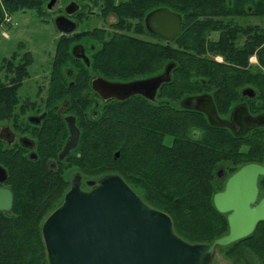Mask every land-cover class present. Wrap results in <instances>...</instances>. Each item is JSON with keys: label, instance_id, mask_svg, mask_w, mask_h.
I'll list each match as a JSON object with an SVG mask.
<instances>
[{"label": "flooded vegetation", "instance_id": "obj_1", "mask_svg": "<svg viewBox=\"0 0 264 264\" xmlns=\"http://www.w3.org/2000/svg\"><path fill=\"white\" fill-rule=\"evenodd\" d=\"M51 1L38 0L42 10L36 13L41 19L47 18L44 22L51 23L57 35L55 62L48 76L28 79V74L21 81L14 80L13 75L8 80L0 77L7 87L17 85L16 100L11 102L6 118L0 120V167L6 173L0 188L9 189L12 195L11 211H0L1 219L14 215L18 192L13 187L12 171L25 185L39 186L40 196L50 202L59 199L66 189L64 197L78 176L80 189L87 190L84 186L93 180L84 179L75 167L82 156V136L91 149L93 121L99 119L104 144L114 149L113 160L134 150L140 165L205 166L204 179L217 189L212 198L243 166L264 165V0H215L211 14L203 13L198 18L203 37L199 61L184 62L180 71L173 66L152 100L140 94L104 98L91 83L97 78L108 84L157 78L173 64L175 38L165 41L148 33L144 27L147 13L142 18L143 29L137 16L128 17L133 23L127 24L125 17L119 20L118 11L127 0H53L54 6L49 9ZM2 6L0 0L1 13ZM111 12L117 18L111 24L114 32L97 26ZM4 21L8 23L6 28L14 25L13 17L7 20L2 14L0 25ZM130 32L137 37L128 35ZM27 54L0 57L15 55L18 61ZM67 117L75 118L79 140L59 159L70 134ZM119 166L125 169L124 164ZM215 168L218 170L214 174ZM88 170L91 176L92 168ZM145 171L137 169L139 179L146 176ZM109 175L115 174L106 173L104 177ZM256 188L249 210L261 208L264 212V206H259L264 200V176H258ZM31 190L24 194L34 197L38 193ZM244 239L245 264H264V220H259ZM235 243L217 250L232 248Z\"/></svg>", "mask_w": 264, "mask_h": 264}, {"label": "water", "instance_id": "obj_2", "mask_svg": "<svg viewBox=\"0 0 264 264\" xmlns=\"http://www.w3.org/2000/svg\"><path fill=\"white\" fill-rule=\"evenodd\" d=\"M53 6L52 0L47 7ZM60 21H55L57 27ZM181 24V15L164 7L144 17L146 31L165 41L177 36ZM173 66L167 65L154 79L108 84L97 78L91 87L104 98L140 94L152 100L155 89L169 78ZM65 121L70 134L59 159L79 140L75 118L67 117ZM0 174L4 182L6 173L1 167ZM258 176H264V165L243 166L229 177L221 192L214 194L213 206L226 214L228 233L207 244H191L177 236L171 218L143 202L121 177L109 175L97 183L88 182L89 190L83 191L78 176L41 226L47 264H210L217 248L246 238L255 224L264 220L261 208L249 210L255 200ZM11 206L10 190L0 188V211L10 213ZM259 206H264V200Z\"/></svg>", "mask_w": 264, "mask_h": 264}, {"label": "trees", "instance_id": "obj_3", "mask_svg": "<svg viewBox=\"0 0 264 264\" xmlns=\"http://www.w3.org/2000/svg\"><path fill=\"white\" fill-rule=\"evenodd\" d=\"M215 3V0H127L122 4L124 8L122 7L118 11V15L121 16L120 14H122V16L125 17L137 16L142 27V18L150 10L164 7L180 14L183 22L180 32L174 39L176 47L172 49L171 62L174 64L176 70H183L184 67H182V64L184 62L199 61L198 51L203 37L200 36L198 18L203 13L211 14L213 7H215ZM3 4L10 15L18 13L21 9L32 10L36 13L42 10V2L38 3V0H3ZM1 15L2 13L0 11V18ZM32 60L29 54L23 56V58L18 61H16L15 55L9 59L0 57V73H4L3 78L6 80H8L10 75H13L14 80L21 81L28 76L27 67L31 64ZM53 62H55V59H53L52 63ZM16 86L14 88L7 87L6 83L0 78V120L6 118L11 102L16 100ZM72 104L76 103L73 102ZM93 128L92 148L90 149L85 136L84 138L82 136V140L80 141L79 148L82 151V156L77 160L78 170L85 171V169L91 167L95 172L97 170H103L106 173H113L121 177L133 191H136L138 184L134 180L135 178L133 179V176L138 178L137 169L145 168L147 170L145 173L147 174L142 180H145L144 186L146 191L143 196H141V199L150 207L163 211L171 218L173 229L177 236L188 243L196 244L210 243L227 233L228 225L226 216L220 214L214 208L212 203L211 184L208 180H205L202 175L203 173L206 177L207 167L198 166L195 171V177H191V180L203 178L195 191L196 197L199 199L187 197L184 195V192L190 189L191 183H181L179 181L178 186L174 185V187L179 188L173 189L170 184V179L175 176H180L183 172H187L185 169L188 170L189 165H177L174 167L173 165L158 164L157 166H153V168L150 163L144 165L138 163V166H136L131 159L135 156L134 150L129 151L130 157L121 153L119 158L113 160L114 149L104 144L100 119L93 121ZM95 158L98 159L95 160ZM120 164H124L127 169H122V167L119 166ZM98 167L102 169H98ZM150 170L154 172V175H148V171ZM125 172H127L131 178L129 176L125 177ZM11 178H13L14 181L13 187L17 190H21L22 187L19 181H22V177L15 174V171H12ZM31 189L38 191L34 197L25 194L21 196L18 193L14 200L13 213L17 215L15 223H23L24 227H28V230L25 231L23 236L29 238L27 251L23 249L19 250V252H25L27 254L24 256L25 261L21 262L20 259L17 258L14 264H41L39 258H37L36 261L30 259L31 254L44 253L40 223L47 210L56 208L60 205L63 199V192L65 191L64 189L61 191L59 199H51L50 202L49 199L40 196L41 188L39 186L31 187ZM4 221L9 222L11 219L6 218ZM190 221L193 222V226L189 225ZM12 231V228L5 227V232L10 233ZM245 240L246 239L237 241L232 248L228 247V250H230L226 254L230 256L240 255L243 252L242 242ZM6 249L7 247L1 246L0 255L4 253ZM7 263L1 262L0 264Z\"/></svg>", "mask_w": 264, "mask_h": 264}, {"label": "rangeland", "instance_id": "obj_4", "mask_svg": "<svg viewBox=\"0 0 264 264\" xmlns=\"http://www.w3.org/2000/svg\"><path fill=\"white\" fill-rule=\"evenodd\" d=\"M45 12H46V10H45ZM46 13L49 14L50 12H46ZM2 14H3V18H5L7 20L9 17H13L14 25L6 28V26L8 25L7 21H4L0 25V56L8 58L13 53L22 54V53L28 52V54L33 59L31 64L28 67V71H29L28 79L47 77L49 74V69L51 67V63H52L54 56H55V45H56V39H57V35L55 36L53 25H51V23H49V22L48 23L44 22L47 20V18L44 17L43 19H41L36 14V12H34L32 10L21 9L18 13L13 14V16H12V15H10V13H8L5 6H2ZM51 17L52 16H50L48 19L51 20ZM124 17L125 16H119V20L124 19ZM125 18H126L125 21L127 24L134 22V20L132 18H128V17H125ZM116 19L117 18L114 15V13L111 12V14L109 16H107V18H105L101 23H98L97 26L101 25L103 27H106L109 31L114 32L115 27L112 28L111 24H113L114 21H116ZM1 29H3V30H1ZM128 35H132V36L137 37L138 34L130 32V33H128ZM139 37H142L144 39H148V37H144L142 35ZM211 38L214 39L213 34H211ZM148 40L151 41V39H148ZM175 47L176 46H174V48ZM177 70L180 71V69H177ZM2 76H3V74H0V77H2ZM181 76H183V75L181 74ZM20 94H21V92H20ZM0 122H1L0 126L3 125L2 124L3 122L2 121H0ZM128 156L130 157L131 155L128 154ZM135 158H136V156H134V158H131L132 162L136 166H138V162ZM96 159H98V158H95V160ZM177 165H179V164H174L173 166L175 167ZM187 166H188V164H187ZM75 169L78 172L83 173L84 179H91L93 181L102 179L104 177V175H106V172H104L103 170H97L95 172L94 169H92V174H91V176H89V170L88 169H85V171L78 170L77 164H76ZM98 169H102V168L98 167ZM125 169H127V167H125ZM196 169H197L196 165L189 164V169L188 170L185 169V171H187L189 175L187 174V172H183L180 176L173 175L175 177L170 179L171 180V182H170L171 187L173 189L179 188V187H174V185L178 186L179 181L181 183H184V182L191 183L190 189L187 190L186 192H184V195L187 197H191V198L193 197V198L199 199L198 197H196L195 191L198 188V184L202 181L203 178H201V179L197 178L196 180H191V177H195ZM216 169L218 170V168L214 169V174L216 173ZM107 174H113V173L108 172ZM148 175H154V172L152 170H150V171H148ZM124 176L125 177L129 176L131 178V176L129 174H127V172L124 173ZM133 179L138 184L136 191H134V192L141 198V196H143L144 192L146 191V188L144 186L145 180L139 179L136 176H133ZM211 181H214L213 174L211 175ZM19 182H20L21 187H22L21 190H17L19 195L23 196L22 194L27 193L28 190H30L32 192L31 186H29V183L27 186V185H25L24 180H22L23 184L21 181H19ZM27 188H29V189H27ZM84 188L89 190L87 186H84ZM64 190H66V189H64ZM216 190L217 189L212 188L211 189V195H213V193ZM62 198H63V196H62ZM56 208L49 209L45 212L44 218L40 223L41 226H42L43 222L45 221V219ZM151 208H153V207H151ZM16 220H17V215H15V214H14V217L9 222H5L4 219L0 218V248H1V246L7 247L6 251L4 253H1V255H0V263L1 262L7 263V261H8L7 264H14V262L17 258L20 259L21 262L25 261L24 256L27 254L25 252L21 253V252H19V250L23 249L24 251H27V246H28L27 244L29 242V238L27 236L26 237L23 236V234L25 233V231L28 230V227H24L23 223H15ZM189 225L193 226V222L190 221ZM5 227H10V229L12 228L13 231L10 233L5 232ZM22 228H25V229H22ZM22 230H24V231H22ZM40 231H41V227H40ZM201 244H203V243H201ZM204 244H207V243H204ZM242 247H243V252L238 256L227 255L226 253L229 252V250H230V249L228 250V248L227 249H218L215 252L210 264H245L244 257H247V243L244 242L242 244ZM30 257H31L30 259L33 261H36V259L39 258L41 264H47L45 249H44L43 254L42 253L31 254ZM1 259H2V261H1ZM4 260H6V261H4ZM18 264H20V263H18Z\"/></svg>", "mask_w": 264, "mask_h": 264}]
</instances>
